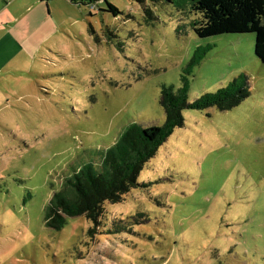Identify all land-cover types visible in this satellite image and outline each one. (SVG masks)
Instances as JSON below:
<instances>
[{"label":"rangeland","instance_id":"rangeland-1","mask_svg":"<svg viewBox=\"0 0 264 264\" xmlns=\"http://www.w3.org/2000/svg\"><path fill=\"white\" fill-rule=\"evenodd\" d=\"M96 1L93 9L52 0L51 35H39L31 53L5 51L12 64L0 84V264H264L256 35L200 38L196 0ZM198 49L190 102L241 74L251 96L230 111L186 110L185 126L143 169L144 187L107 203L99 226L81 216L62 231L48 228L46 209L68 180L99 166L131 125L165 124L162 87L183 86ZM113 223L129 230L111 233Z\"/></svg>","mask_w":264,"mask_h":264},{"label":"trees","instance_id":"trees-1","mask_svg":"<svg viewBox=\"0 0 264 264\" xmlns=\"http://www.w3.org/2000/svg\"><path fill=\"white\" fill-rule=\"evenodd\" d=\"M70 1L80 6L89 5L93 9L97 7L96 0ZM107 6L110 9L107 12L118 17L119 9L109 1ZM193 7L201 16L194 24L200 38L255 34L256 56L264 64V0H196ZM200 50H197L187 66L181 88L167 85L162 87L161 105L166 114L165 124L149 127L131 125L115 145L105 151L99 166L87 165L73 179L68 180L62 190L54 194L46 209L48 228L62 231L68 219L81 216L99 226L105 217L107 203L119 204L132 190L144 187L139 182L143 169L174 132L185 126L186 110L205 111L216 108L222 112L230 111L251 96L249 78L241 74L228 87L190 102V81L187 75L190 76L201 64L202 58L197 55ZM128 225L113 223L110 232L120 234L128 231ZM94 233L95 229H91L90 234L93 236Z\"/></svg>","mask_w":264,"mask_h":264},{"label":"crops","instance_id":"crops-1","mask_svg":"<svg viewBox=\"0 0 264 264\" xmlns=\"http://www.w3.org/2000/svg\"><path fill=\"white\" fill-rule=\"evenodd\" d=\"M0 0V84L10 71V57L5 51L11 48L34 49L41 44L38 36L51 35L50 13L52 0ZM69 1L70 0H66ZM51 8V7H50Z\"/></svg>","mask_w":264,"mask_h":264}]
</instances>
